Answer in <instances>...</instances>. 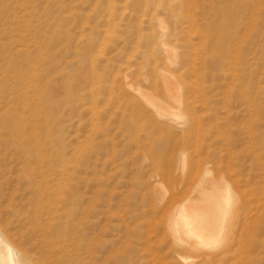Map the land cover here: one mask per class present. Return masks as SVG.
<instances>
[{"label":"rangeland","instance_id":"rangeland-1","mask_svg":"<svg viewBox=\"0 0 264 264\" xmlns=\"http://www.w3.org/2000/svg\"><path fill=\"white\" fill-rule=\"evenodd\" d=\"M164 43L176 153L128 92L162 100ZM207 173L230 192L217 264H264V0H0V231L26 264H184L171 197Z\"/></svg>","mask_w":264,"mask_h":264},{"label":"bare ground","instance_id":"bare-ground-1","mask_svg":"<svg viewBox=\"0 0 264 264\" xmlns=\"http://www.w3.org/2000/svg\"><path fill=\"white\" fill-rule=\"evenodd\" d=\"M177 9L178 10L176 12L178 14H184L186 10L185 8L184 9L177 8ZM187 9L189 10L190 7L188 8L187 6ZM154 11L156 12L157 10H154ZM163 23H165V21ZM164 25L162 27H164ZM164 35L166 36V33H164L163 36ZM162 46H163V50H162L163 53L162 52L160 53H162V57L165 59V63H166L165 66H162V67H166L167 69H165V71L163 72H160V73L158 72L160 84L159 86L156 84L154 85L155 91H160L162 100H160L158 97H152L153 95L149 96L146 92H143V90L141 89L142 86L141 88H134L133 86H128V92L130 96L133 97V99L135 100L134 102H137L143 106L142 108H144L145 110L144 114L148 118L150 125L153 128L157 129L161 133L166 134L169 137L171 144H172L170 148V152L174 153L176 150H178L177 148H179L180 146L186 145V143L190 141L189 139L192 133L191 132L192 127L189 125L187 121H184V123L182 124H180L179 122L180 125H178L176 122L178 113H181V112L183 113L184 111L188 109L185 103L184 93H182L183 90H185V86H183L180 83L176 75L175 76L172 75L169 71V68L174 67V64H176L175 62L177 61V58L174 61H172L170 59V54L172 51L171 48L168 46V44H165V43ZM154 52H155V49H154ZM174 55L175 57L177 56V54L175 53ZM157 66L158 65H156V67ZM170 70L172 71V69ZM180 117L181 116H179V118ZM185 156L186 155L184 153L181 154V157L184 159L183 161H185V158H186ZM168 171H169V174H166V175L171 177L173 169L169 167ZM224 185L226 186V184ZM198 189L199 190L197 191L198 192L197 198H193V199L187 198L185 200L180 201L178 200L179 198L175 196L176 193L175 195L173 194L171 197V205L169 207L170 210L168 209L169 210L168 218H170L172 238L175 241V246H176V251H177V256L174 255V257H176L179 263H184V264L189 263L190 257H188L187 255L194 256L195 258H197L199 262L198 264H217L218 262L222 261V258H220L221 254L213 252L211 249L212 248L211 244H213L214 242H218L219 237L223 231L224 223L226 220L225 218V211L227 209L226 205L229 204V203L227 204V202L229 200L228 196L230 195L229 194L230 192L228 190V187L224 188L223 184L215 183V182L213 183V180L210 177V173H207L205 177H203L201 181V185L200 187H198ZM39 199L41 200V198ZM53 226L56 227L55 224ZM60 235L61 234H59V236ZM17 249H16V246H13V244L10 243L7 237H5L0 231V264H26L27 260L25 261L24 257H22L21 255V253L23 252L20 253V251H18ZM28 262L31 263V261H28Z\"/></svg>","mask_w":264,"mask_h":264}]
</instances>
